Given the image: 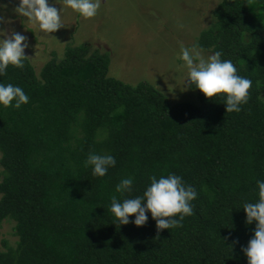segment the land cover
Masks as SVG:
<instances>
[{
	"label": "trees",
	"instance_id": "1",
	"mask_svg": "<svg viewBox=\"0 0 264 264\" xmlns=\"http://www.w3.org/2000/svg\"><path fill=\"white\" fill-rule=\"evenodd\" d=\"M213 17L197 45L252 81L239 112L194 85L198 103L171 104L147 81L110 77L109 56L87 42L39 74L27 58L8 67L0 82L29 101L0 106V225L12 219L18 237L1 241L0 264H247L255 221L242 207L264 181V0H220ZM90 152L113 155L115 167L93 176ZM168 173L198 194L179 228L158 232L150 213L143 226L113 223V194L142 196L150 176ZM129 176L132 192L115 193Z\"/></svg>",
	"mask_w": 264,
	"mask_h": 264
},
{
	"label": "rangeland",
	"instance_id": "2",
	"mask_svg": "<svg viewBox=\"0 0 264 264\" xmlns=\"http://www.w3.org/2000/svg\"><path fill=\"white\" fill-rule=\"evenodd\" d=\"M51 2V0H50ZM220 0H100L97 15L83 18L57 0L64 26L52 33L42 32L38 23L15 12L19 0H0V23L10 36L12 31L28 38L26 58L37 74L52 57L60 60L66 45L87 42L92 49L106 53L108 75L135 85L147 81L163 93L171 104L198 103L195 91L185 80L187 69L178 59L179 42L197 45L199 34L213 22V11ZM199 48V47H198ZM206 57L212 53L201 49ZM264 98V94H263ZM1 157V155H0ZM3 168L0 164V181ZM15 221L0 225L1 243L15 246Z\"/></svg>",
	"mask_w": 264,
	"mask_h": 264
},
{
	"label": "clouds",
	"instance_id": "3",
	"mask_svg": "<svg viewBox=\"0 0 264 264\" xmlns=\"http://www.w3.org/2000/svg\"><path fill=\"white\" fill-rule=\"evenodd\" d=\"M57 0H19L15 12L38 23L42 32L52 33L63 25L61 13L54 6ZM64 5L83 18H92L97 15L100 8V0H64ZM2 7V5H0ZM0 23H5L0 16ZM29 47L28 38L19 32L12 31L9 36L3 28H0V77L6 75L8 67L23 68L27 57L25 49ZM180 54L178 59L187 69L185 80L190 85L200 90L206 98H220L225 105V112H239L241 105L249 99V89L252 81L237 74V68L230 59H222V52L215 51L211 55L204 56L198 45H185L179 42ZM29 101L24 90L12 83L0 82V106L20 108ZM116 159L111 154H97L90 152L84 167H91L92 175L104 177L109 168L115 167ZM150 183L145 188L142 196L119 200L117 195L110 197V211L115 217L113 223L135 226H143L149 219L146 213L156 222V228L160 230L179 228L181 221L186 216L193 214L191 201L197 197L193 186L186 184L180 175L168 173L149 177ZM134 178L129 176L122 178L115 186V193L123 196L133 190ZM258 188V200L255 203L247 202L243 205L246 214V224L251 225L255 221L253 235L247 246H242V251L247 258V264H264V181H256ZM134 219L129 218L133 216Z\"/></svg>",
	"mask_w": 264,
	"mask_h": 264
}]
</instances>
